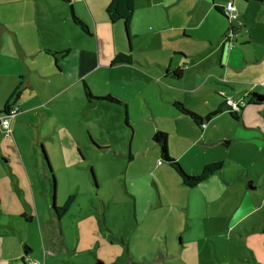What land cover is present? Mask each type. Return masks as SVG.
<instances>
[{
	"label": "crops",
	"instance_id": "1",
	"mask_svg": "<svg viewBox=\"0 0 264 264\" xmlns=\"http://www.w3.org/2000/svg\"><path fill=\"white\" fill-rule=\"evenodd\" d=\"M110 1L0 0V111L19 91L11 100L19 107L11 132L0 129V135H24L34 151L44 146L58 183L74 173L87 177L104 155L108 166H118L109 175L133 193L137 175L130 176L128 169L140 158L153 178H179L152 139L163 132L168 154L188 173L223 163L199 183L204 197L218 210L221 195L233 196L224 229L248 247L244 264H264V100L248 98L253 91L264 94L259 84L264 81V0H205L204 5L202 0H134L127 31L122 20H109ZM228 1L237 4L233 20L223 14ZM71 9L86 31L73 22ZM118 53L129 54L132 61L113 63ZM177 70L179 77L172 74ZM84 84L94 96L118 101L89 100ZM227 98L252 102L235 117L227 110ZM175 102L197 113L204 126ZM17 161L21 172L15 191L22 199L24 193V209L23 200L18 208L25 221L20 231L13 230L14 242L0 241V264H20L21 259L25 264L29 259L115 264V257L66 247L53 211H32L30 198L38 209L47 195L38 157L30 169L18 156ZM34 229L43 230L46 238L41 251L31 242Z\"/></svg>",
	"mask_w": 264,
	"mask_h": 264
},
{
	"label": "rangeland",
	"instance_id": "2",
	"mask_svg": "<svg viewBox=\"0 0 264 264\" xmlns=\"http://www.w3.org/2000/svg\"><path fill=\"white\" fill-rule=\"evenodd\" d=\"M201 2L205 4V0ZM247 15L248 9L244 8L243 16ZM26 142L24 135L23 138L0 135V241L14 242L13 230L20 231V224L25 221L18 208L23 200L24 209L25 196L23 193L22 199L15 191L14 183L15 176L21 172L17 156L29 169L38 157L37 170L41 171L47 187L46 203L38 205V209L30 198L32 211L53 210L51 185L45 178L41 151L39 147L34 151ZM76 154L79 157L78 151ZM103 156L96 167H89L87 177L74 173L63 176L59 183L50 164L55 177L56 206L60 207L69 195H74L68 211L55 223L71 251L78 249L85 255L95 254L104 259L115 257V264L245 263L248 247L241 238L224 229L227 209L232 204L230 193L220 196L219 208L215 210L206 201L200 184L182 187L178 177L157 174L153 178L146 173L150 169L148 162L140 157L128 169L130 176L137 175L131 193L122 180L109 175L118 166L116 163L108 166ZM27 210L31 211L29 207ZM41 233L35 229L31 232V242L40 251L42 242L46 241L43 230ZM21 235L24 237V232ZM131 255L138 261H130Z\"/></svg>",
	"mask_w": 264,
	"mask_h": 264
},
{
	"label": "trees",
	"instance_id": "3",
	"mask_svg": "<svg viewBox=\"0 0 264 264\" xmlns=\"http://www.w3.org/2000/svg\"><path fill=\"white\" fill-rule=\"evenodd\" d=\"M220 9V8H218ZM133 10H134V0H111L110 3L107 5L106 7V13L107 16L109 18V20L111 22L117 21V20H122L123 24H124V28L127 31L129 28V24L131 21V17L133 14ZM71 18L73 20V22H75L76 24H78L80 26V28L84 31L87 30L86 25L74 14V12L71 9ZM131 57L129 54L126 53H118L116 54L113 59L112 62L113 63H118V62H131ZM172 74L175 77H179L180 76V71H173ZM83 91H84V95L87 99L89 100H93V99H105V100H109V101H113V102H117L118 100L113 98L110 95L107 96H94L90 89L88 88L87 85H83ZM18 89H16L11 97L4 103L3 106V110L0 111V115H3L2 113L4 111L7 110V108H9V106L12 105L11 100H13V98L15 99L18 96ZM250 99H252V97H248ZM177 108L184 114L187 115L191 120H193L194 123L202 126L204 123H202V118L195 113L194 111H191L187 108H185L180 102H175L174 103ZM232 115V112H230ZM236 117V115H235ZM153 141L156 142L157 144H159L161 146V159L163 161H165L179 176L181 182L187 186V187H193L201 182H203L204 180H206L207 178H209L212 174H214L215 172L219 171L222 169L223 167V163L221 161H216V162H212L209 164H206L203 166V168L200 170V172L196 173V174H190L188 173L179 163L178 160L172 158L168 152H167V147H166V135L163 132H157L156 134L153 135L152 137ZM42 149V147H41ZM45 163V168H46V178L48 179V181L51 183H53V179H54V175L52 174V170L51 167L48 166V164L44 161ZM73 201V195H69L68 198L66 199V201L60 206V207H55V213L58 217L63 216L69 209L71 202ZM26 247V246H25Z\"/></svg>",
	"mask_w": 264,
	"mask_h": 264
},
{
	"label": "built area",
	"instance_id": "4",
	"mask_svg": "<svg viewBox=\"0 0 264 264\" xmlns=\"http://www.w3.org/2000/svg\"><path fill=\"white\" fill-rule=\"evenodd\" d=\"M69 1H74V0H69ZM236 11L237 9L235 5L233 4V2L228 1L224 6L223 13L225 14V16H227V18L233 20L236 17ZM230 35L231 33L229 32L225 34V38H224L225 41H228L230 39ZM228 44H230V41L228 42ZM259 84L264 86V81ZM226 102H227V108L231 112L238 111L239 107H242L245 105L243 98H240L238 100H232V99L227 98ZM18 111H19L18 106L11 105L8 108L7 112L4 115L0 116V127L5 135H8L11 132V129H10L11 123H12V120L17 115ZM202 126H204V124ZM27 264H43V262L38 259H29Z\"/></svg>",
	"mask_w": 264,
	"mask_h": 264
},
{
	"label": "water",
	"instance_id": "5",
	"mask_svg": "<svg viewBox=\"0 0 264 264\" xmlns=\"http://www.w3.org/2000/svg\"><path fill=\"white\" fill-rule=\"evenodd\" d=\"M223 14H224V13H223ZM231 32H233L232 29H231ZM250 95H251L252 97H254V99H255L256 101H262V100H264V94H260V93H258V92L253 91V92L250 93ZM41 147H42V146H41ZM41 152H42V158H43V160L48 164L49 167H51V166H50V163H49V161H48V158H47V156H46L45 150H44L43 147H42V149H41ZM93 177H94V176H93ZM50 185H51V208H53L52 211H53V213H54V215H55V218H56L57 220H59L60 217H58V216L56 215L55 210H54V208L56 207V192H55L56 184H55V177H54V179H53V183H51ZM20 264H25V261H24L23 259H21V260H20ZM99 264H101V263H99Z\"/></svg>",
	"mask_w": 264,
	"mask_h": 264
},
{
	"label": "flooded vegetation",
	"instance_id": "6",
	"mask_svg": "<svg viewBox=\"0 0 264 264\" xmlns=\"http://www.w3.org/2000/svg\"><path fill=\"white\" fill-rule=\"evenodd\" d=\"M252 99H254V97H252ZM244 102H245V105L244 106H242V107H239V110L238 111H240L243 107H245L248 103H251L252 101H248L247 102V100L244 98ZM10 107V106H9ZM7 110H8V108H7ZM7 110L6 111H4L2 114L4 115L6 112H7ZM228 110V109H227ZM228 111H230V110H228ZM238 111H232L233 112V114H237L238 113ZM231 112V111H230ZM0 116H2V115H0ZM0 129H1V127H0ZM1 131H2V129H1ZM3 132V131H2Z\"/></svg>",
	"mask_w": 264,
	"mask_h": 264
}]
</instances>
